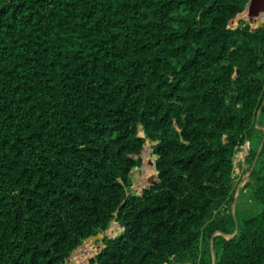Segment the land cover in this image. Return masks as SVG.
Instances as JSON below:
<instances>
[{"label":"trees","instance_id":"trees-1","mask_svg":"<svg viewBox=\"0 0 264 264\" xmlns=\"http://www.w3.org/2000/svg\"><path fill=\"white\" fill-rule=\"evenodd\" d=\"M246 2L0 0V264H63L111 221L88 264H264V28L228 26ZM147 140L156 179L126 193Z\"/></svg>","mask_w":264,"mask_h":264},{"label":"rangeland","instance_id":"rangeland-1","mask_svg":"<svg viewBox=\"0 0 264 264\" xmlns=\"http://www.w3.org/2000/svg\"><path fill=\"white\" fill-rule=\"evenodd\" d=\"M242 12V11H241ZM237 13L235 17L230 20L228 23L229 27H235L239 24H242L243 21H246L245 16L241 13ZM238 17V19H236ZM263 17V18H262ZM262 18V20H261ZM247 22V21H246ZM250 26H259L264 28V12L262 16L255 20L252 23H248ZM258 128H261L260 126ZM141 135V131L138 132ZM151 143L144 142L142 149L139 153L140 157V164L136 167H133L130 170L129 178L130 184L128 187L125 188V192H133L139 193L140 189L147 185L150 180L153 179L155 171L153 169V155L151 154L150 150ZM247 143L245 142L241 145L240 149L234 154L233 156V163H234V174L232 176L233 179V200L230 202L229 210L233 218L235 219L236 214V204H237V197L234 198L236 191L238 192L241 185L247 178L248 170L247 164L243 162V157L246 153ZM239 188L237 185H239ZM238 188V189H237ZM245 206H252V203H246ZM243 205V207H245ZM119 230V225L117 222L111 221L109 225L104 229L97 232L98 235H106V236H113ZM100 242L96 239L92 242L82 240L77 248L70 253V255L65 259L63 264H88V260L93 257L96 253L98 248L100 247Z\"/></svg>","mask_w":264,"mask_h":264},{"label":"water","instance_id":"water-1","mask_svg":"<svg viewBox=\"0 0 264 264\" xmlns=\"http://www.w3.org/2000/svg\"><path fill=\"white\" fill-rule=\"evenodd\" d=\"M264 12V0H247V2L245 3V6H244V8H243V10H242V14L245 16V19H246V21L248 22V23H252V22H254L255 20H257L258 18H260L261 16H262V13ZM235 17V16H234ZM233 17V18H234ZM232 18V19H233ZM231 19V20H232ZM230 22V20L228 21V23ZM251 27H255V26H251ZM260 130H262L263 131V129H261L260 128ZM263 138H264V136H263ZM263 138H262V140H261V143H262V141H263ZM147 143H151L150 141H146ZM261 143H260V145H261ZM260 145H259V147H260ZM258 151H259V148L257 149V151H256V153H258ZM153 164V163H152ZM153 169H154V167H153ZM155 171V170H154ZM154 179H156V173L154 174V177H153V179L152 180H150V181H153ZM217 233H219V232H217ZM223 236H225V237H228V235H225V234H223ZM97 240L98 242H100L101 241V239H102V235H98V234H95V235H92V236H90V237H87L86 239H84V241H89V242H92L93 240ZM77 248V247H76ZM75 248V249H76ZM74 249V250H75ZM73 250V251H74ZM72 251V252H73ZM71 252V253H72ZM211 255H212V258H213V252H211Z\"/></svg>","mask_w":264,"mask_h":264},{"label":"crops","instance_id":"crops-1","mask_svg":"<svg viewBox=\"0 0 264 264\" xmlns=\"http://www.w3.org/2000/svg\"><path fill=\"white\" fill-rule=\"evenodd\" d=\"M239 186H240V184L239 185H237V187L239 188ZM237 188V189H238ZM237 195H238V192L236 191V193H235V195H234V198H236L237 197ZM233 200H235V199H233Z\"/></svg>","mask_w":264,"mask_h":264},{"label":"bare ground","instance_id":"bare-ground-1","mask_svg":"<svg viewBox=\"0 0 264 264\" xmlns=\"http://www.w3.org/2000/svg\"><path fill=\"white\" fill-rule=\"evenodd\" d=\"M262 18H263V17H262ZM262 18H261V20H262ZM236 19H238V17H237Z\"/></svg>","mask_w":264,"mask_h":264}]
</instances>
